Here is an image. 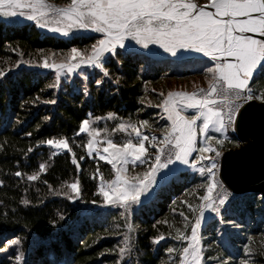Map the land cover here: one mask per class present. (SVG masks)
Instances as JSON below:
<instances>
[{"label":"trees","instance_id":"16d2710c","mask_svg":"<svg viewBox=\"0 0 264 264\" xmlns=\"http://www.w3.org/2000/svg\"><path fill=\"white\" fill-rule=\"evenodd\" d=\"M51 2L65 5L68 0ZM101 38L102 35L92 34L65 39L42 31L35 23L0 19V69L7 73L0 78V181H3L0 184V246L6 239L20 237L24 264H115L117 253L105 250L122 246L123 234L127 231L125 218L120 215L123 209L119 205L99 203L103 199L96 194L99 175L92 178L97 168L104 179H112L115 173L106 161L87 154L84 145L90 136L79 133V125L89 119L92 127L99 130L100 138L124 143L127 139L135 142V133L131 129L118 130L119 123L148 120L151 131L150 127H145L146 133L162 136V130L171 122L162 109L148 106L147 101L155 105L162 99L161 92L167 94L164 87L167 78L193 76L203 70L191 59L156 58L142 52L125 54L118 48L117 55L106 64L110 77L105 78L101 86L95 84V80L101 78L99 70L95 69L87 74V80L83 76L60 78L57 88L49 87L56 81V73L41 66L44 57L49 62H60L72 47L89 49ZM17 61L20 63L15 66ZM117 78L119 84L114 82ZM260 86H264V76L254 83V87ZM141 97L146 98L144 104L140 103ZM52 99L56 100L55 104L45 102ZM110 112L115 113V117L109 118ZM52 136L69 138L81 171L77 172L72 154L66 150L49 159L53 149L48 145L35 147L38 140ZM228 136L225 148L236 147L240 142L238 137ZM29 147L34 150L25 156ZM80 156L84 159L79 160ZM41 162H47V171L41 173L38 180L28 181L26 175L15 176L17 171L32 174ZM146 168L147 165L130 166L135 174ZM77 176L83 195L70 201L61 194L64 191L61 184ZM202 182L203 177L198 172L179 169L147 201L134 206L129 219L137 227L132 233L134 248L130 264H174L177 261L178 254L172 253L170 257L166 249L183 245L167 235L170 231L175 235L168 224H157V221L167 219L182 227V218L172 209L187 212L186 205L180 202L187 199L196 203L187 193ZM197 191L202 194V190ZM259 197L260 193L255 192L240 195L231 202L232 211L225 214L235 224L246 227L249 234L262 239V244L253 246L257 251L251 264H264V255L260 254L264 251V205ZM23 200L30 203L25 205ZM92 200L98 203L94 205ZM229 226L221 225L218 218L213 217L207 222L203 227L205 256L223 254L227 258L232 255L230 264H240V259L246 258L243 244L247 238L227 229ZM161 233L165 234V239L153 244L152 237ZM14 255V249L0 253V264H14L8 258ZM205 264L217 262L206 260Z\"/></svg>","mask_w":264,"mask_h":264},{"label":"snow or ice","instance_id":"6c2138e0","mask_svg":"<svg viewBox=\"0 0 264 264\" xmlns=\"http://www.w3.org/2000/svg\"><path fill=\"white\" fill-rule=\"evenodd\" d=\"M14 17H25L41 28H48L64 36H68L73 30H91L102 34V38L89 49L72 47L60 63L43 58V68L56 70V81L49 85L51 88L59 86L60 74L65 69L68 73L80 70V75L87 80L88 75L82 65L99 70L101 78L96 79L95 84L101 86L104 79L110 77L106 64L111 62V57L117 55L118 48L123 49L125 54L134 55L138 52L135 47L128 48L127 41H134L135 45L149 53L151 45L158 46L163 53L177 60H196L198 56H202L213 62V66L206 69L209 76L207 88H198L192 92H161L159 95L162 99L159 103L152 105L150 100L147 101L148 106L162 109L171 122L162 130V138L154 134L149 136L141 131L143 127H151L148 120L122 122L117 125V129H131L135 133V142L127 139L124 143H116L107 138V147L103 149L107 155H103L97 147L99 141L96 140V134L99 130L92 127L89 119L81 121L79 133H88L90 136L84 145L88 150L87 154L91 156L95 152L100 160L111 165L115 173L112 179H104L99 168L92 174L93 179L99 175L96 194L103 198L99 203L106 206L119 205L123 209L120 215L125 218L127 231L123 234L122 246L105 250L117 253L115 264H130L134 248L132 233L137 227L129 219L135 211L134 206L140 205L141 197L157 184L158 175L164 180L168 179L167 175H163V170L177 162L198 172L203 177V182L187 193L196 203L181 200L180 203L186 205L187 212L178 211L175 207L172 209L173 213L182 218V227H177L175 222L170 223L167 219L157 221V224H168L175 235L171 231L167 235L183 245L180 248L168 247L167 253L170 257L172 253H177L178 264H205L206 260L230 264L232 255L227 258L223 254L216 257L205 256L201 229L205 215L209 212L213 214V218H218L221 225L236 226L225 215L232 211V194L218 176L219 158L225 141L229 140V130L235 132L243 126L246 106L256 101L264 105V86L254 87V83L264 76V0H206L204 4L199 3V0H68L65 5H57L51 0H0V18ZM253 34H257L259 38ZM19 63L17 61L15 66ZM6 75L5 70L0 69V78ZM114 82L119 84V78ZM84 91L85 94L88 93L86 87ZM145 100V97H141L140 103L144 104ZM45 102L55 104L56 100ZM189 110L191 114H186ZM115 115L108 113L109 118ZM44 119L48 120L49 117ZM95 119L99 120L100 117ZM39 128L38 125L37 130ZM210 131L219 133L220 136L210 135ZM26 135L31 136L32 133ZM200 136L203 137L202 141L198 139ZM42 145L53 149L49 159L63 150L71 153L72 163L77 172L81 171L68 137L52 136L38 140L35 147ZM149 146L154 151L149 152ZM33 150V147H29L25 156ZM83 159L84 156L79 157V160ZM130 163L147 165V168L142 173L129 176L127 165ZM46 171L47 162H41L38 170L32 174L17 171L15 176L26 175L28 181H35ZM44 183L47 184L48 181L45 180ZM61 188L64 189L61 194L70 201H76L83 195L78 176L71 182L64 181ZM197 190H202V194ZM259 199L264 205V192ZM21 202L25 205L30 203L28 200ZM91 203L95 205L98 201L92 200ZM164 239L165 234L161 233L152 237V243L159 244ZM251 243L250 238L249 244ZM21 244L20 237L6 239L0 246V253L14 249V257L8 258L14 264H24ZM249 244L243 248L246 258H241L240 264H251L253 254L257 251ZM260 254L264 255V251Z\"/></svg>","mask_w":264,"mask_h":264},{"label":"water","instance_id":"95a60500","mask_svg":"<svg viewBox=\"0 0 264 264\" xmlns=\"http://www.w3.org/2000/svg\"><path fill=\"white\" fill-rule=\"evenodd\" d=\"M246 109L245 122L237 130L242 144L222 153L219 176L230 190L240 195L261 194L264 192V105L256 101Z\"/></svg>","mask_w":264,"mask_h":264},{"label":"rangeland","instance_id":"374dc122","mask_svg":"<svg viewBox=\"0 0 264 264\" xmlns=\"http://www.w3.org/2000/svg\"><path fill=\"white\" fill-rule=\"evenodd\" d=\"M199 3L201 4H204L206 3V0H204L203 2H200ZM1 20H4V21H8V22H19V23H35L34 21H29L27 20L25 17H14V18H0ZM39 27V26H38ZM42 31L46 32V33H49V34H52V35H55V36H60V37H63L65 39H68V38H71V37H74L75 35H92V34H99V35H102L100 33H96L94 31H91V30H73L68 36H64L62 35L61 33H56V32H52L50 31L48 28H41L39 27ZM127 46L128 48H133L135 47L136 49H138V52H142L148 56H152V57H156V58H171V59H176V58H172L170 57L168 54L166 53H163V50L162 49H159L158 46H155V45H151L150 48H151V52L149 53L148 50H145V49H140V46L139 45H135V42L134 41H127ZM193 55H197L198 54H193ZM184 60H189V59H184ZM191 61V60H190ZM194 61L193 63H195V65H197L198 67H201L203 68V70L197 74V75H193V76H187V77H176V78H167L166 81H165V89H166V92L168 91H187V92H192L198 88H207L208 86V79H209V76L208 74L206 73V69L208 67H212L213 66V62L209 60V58H206V57H202V56H198V59L196 60H192ZM62 62V61H60ZM60 62H56V63H60ZM82 68L85 72V74L87 75L89 72L95 70L93 69L92 67H89V66H84L82 65ZM55 71L56 73V70L55 69H52ZM74 76H81L80 75V70H76L75 72L73 73H68L67 70H63L60 74V78H71V77H74ZM187 114V113H186ZM148 128V127H147ZM149 130L151 131V127L149 128ZM141 131L146 134V135H156L155 133L153 134H147L146 131H145V127L141 128ZM153 131V130H152ZM210 135H214V136H220L219 133H215L214 131H210L209 133ZM100 132H98L96 134V140L99 141V144L97 145V147L99 148L100 150V153L103 154V155H107V153H104L103 149L105 147H107V144H106V140L100 138ZM158 136V135H156ZM163 136V135H162ZM162 136H158V137H161ZM198 139L200 141L203 140V137L200 136L198 137ZM240 144H242L241 142L238 143V145L236 147H238ZM146 146H148L146 144ZM234 148V147H233ZM225 150H228L225 148V145L222 149V153L225 151ZM61 152V151H60ZM149 152H152V148H150L149 146ZM97 156L95 154V152H93L92 156ZM211 155V154H209ZM195 156V154H194ZM222 156V155H221ZM99 157V156H98ZM219 160H221V157L219 158ZM205 163H207L205 161ZM133 165V164H129L127 165V167L129 168V172H128V175L129 176H134L136 175L134 173V170H130V166ZM219 165H220V161H219ZM119 166V165H118ZM174 165H170L169 166V169H165L163 170V175H167L169 176L170 172L172 171V168H173ZM181 167V166H180ZM189 167V166H188ZM191 171H194L193 169L189 168ZM171 170V171H170ZM164 182H166V180L162 179V176L161 175H158L157 176V184L154 185L151 189H149L148 193H145L142 197H141V200L142 202H145L147 201L152 195L153 193L155 192V190H157V188L162 185ZM213 217V214H211L210 212L209 213H206L205 215V220L203 222V227L207 224V222ZM236 226L233 227V226H229L227 229H230L231 231H233L234 233L238 234V235H241V236H244L247 238V241L245 244H243V246H245L246 244H249V239L251 238L252 239V243L249 244L250 247H253L257 244H262L261 242L262 239L259 237V236H255L253 234H249L248 230L246 227H244L242 224H235ZM203 227L201 229V236H202V245H203V238H204V233H203ZM186 243V242H185ZM178 261H179V258L177 259V261H175L174 264H178Z\"/></svg>","mask_w":264,"mask_h":264},{"label":"crops","instance_id":"0c3cea01","mask_svg":"<svg viewBox=\"0 0 264 264\" xmlns=\"http://www.w3.org/2000/svg\"><path fill=\"white\" fill-rule=\"evenodd\" d=\"M257 38H259V37H257ZM187 114H191V110H189ZM180 166H181V167H180ZM187 168H190V167L185 166V165H182V164H180L179 162H177V163L173 166L172 171L170 172V174H169V176H168V179H167L166 181L170 180L171 177L174 175V173H175L176 171H178L179 169H187Z\"/></svg>","mask_w":264,"mask_h":264},{"label":"built area","instance_id":"2783aa9c","mask_svg":"<svg viewBox=\"0 0 264 264\" xmlns=\"http://www.w3.org/2000/svg\"><path fill=\"white\" fill-rule=\"evenodd\" d=\"M228 134H229V135H235V136H237V131L233 132V131L229 130ZM219 161H220V160H219ZM218 176H219V173H218ZM219 178H220V176H219ZM220 179H221V178H220ZM224 185H225V184H224ZM225 187H226V188L228 189V191L232 194V201L240 196V194H238V193H236V192L230 190L226 185H225Z\"/></svg>","mask_w":264,"mask_h":264}]
</instances>
